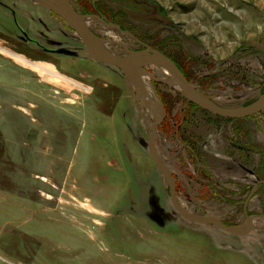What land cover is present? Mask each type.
I'll use <instances>...</instances> for the list:
<instances>
[{
    "label": "rangeland",
    "instance_id": "rangeland-1",
    "mask_svg": "<svg viewBox=\"0 0 264 264\" xmlns=\"http://www.w3.org/2000/svg\"><path fill=\"white\" fill-rule=\"evenodd\" d=\"M70 1L99 36L157 48L220 105L264 93V0ZM84 49L45 1L0 0V264H264V218L235 235L178 212L149 147L163 113L116 66L66 53ZM134 75L166 112L155 147L183 209L246 228L243 185L264 179V110L232 120L260 136L242 166L228 119L215 125L159 65ZM259 192L249 213H264Z\"/></svg>",
    "mask_w": 264,
    "mask_h": 264
},
{
    "label": "water",
    "instance_id": "water-1",
    "mask_svg": "<svg viewBox=\"0 0 264 264\" xmlns=\"http://www.w3.org/2000/svg\"><path fill=\"white\" fill-rule=\"evenodd\" d=\"M49 5V9L56 15L61 17L80 37L81 41L85 45V49L76 52L66 50V53L78 57H90L94 60L116 66L121 70L127 78L133 83L135 88L142 94L140 101L143 104L149 105L151 109L158 108L163 116L154 123L149 129V147L153 160L156 163L158 170L170 181L172 185V201L178 210V212L186 219L194 222L205 223L208 221L215 222L221 229L228 231L235 235L248 234L252 229V217L247 219L246 228L239 229L236 227L228 226L216 216L208 215L204 218H199L194 215L188 214L185 209L179 203L177 197V185L172 174L167 170L161 159L159 158L155 147V133L161 126L166 117L164 107L159 103L158 99L153 96L141 80L137 79L134 75V71L143 66L154 64L165 68L173 77L174 82L179 87L183 96L189 101L202 107L203 109L210 111L222 117L228 118H244L252 116L264 110V93L252 103L239 106V107H227L215 102L209 96L199 91L183 74L177 64L170 59L166 54L157 48L145 45V48L138 51L130 50L124 43L105 40L99 36L93 29H91L87 23L88 19L94 18V15H83L73 6L70 0H43ZM109 26L118 27L112 23H108ZM113 43L122 47L125 54H117L112 52L105 43ZM133 95L136 96L135 92ZM150 101V102H149Z\"/></svg>",
    "mask_w": 264,
    "mask_h": 264
},
{
    "label": "flooded vegetation",
    "instance_id": "flooded-vegetation-1",
    "mask_svg": "<svg viewBox=\"0 0 264 264\" xmlns=\"http://www.w3.org/2000/svg\"><path fill=\"white\" fill-rule=\"evenodd\" d=\"M18 29L22 32V34H23V36H24V38H25V40L27 42H29V41L31 42L32 41V38H30L28 33L25 32V30H23L19 26H18ZM215 116L220 117V120H221L220 123L217 122L216 120H213L214 122H216L215 125H217V126H219V125H221L223 123L222 120H227L228 119V121H229L228 123H230V126H229L228 131H227L228 132V138H227V140H225V142L227 143V148L230 149L229 152H228L230 154V160L233 161V162L235 161V162L241 164L242 166H245L249 162V154H250L251 148L253 146V144L251 142H255V140H258V137H260V136H253L254 137L253 140H250L251 135L249 134V129L248 130L245 129V130H241L240 131V130H234V128H232V120L234 118L222 117V116H219L217 114ZM217 141H216V143H217ZM220 144H218V145H220ZM187 148H191V147L188 146ZM234 151H237V153H236L238 155V156H236L237 159L234 157ZM203 181L206 182L207 179H203ZM263 187H264V179H258L251 186L243 185V190L242 191H244V189H245L246 194H245L244 200L242 201L241 204H242V208H243V210H244V212L246 214L245 215L246 216V219H245V223L246 224H247V219L249 217L253 216L252 221L255 218H264V213H262V214L249 213V209H248L250 202L257 195H259V193H260L259 191ZM248 188H249V190H248ZM227 196L231 197L232 194L229 193V194H227ZM263 197H264V194H263Z\"/></svg>",
    "mask_w": 264,
    "mask_h": 264
},
{
    "label": "bare ground",
    "instance_id": "bare-ground-1",
    "mask_svg": "<svg viewBox=\"0 0 264 264\" xmlns=\"http://www.w3.org/2000/svg\"><path fill=\"white\" fill-rule=\"evenodd\" d=\"M255 115V114H254ZM249 117V116H248ZM43 180H47L46 177H42ZM49 198H51V196L49 195Z\"/></svg>",
    "mask_w": 264,
    "mask_h": 264
},
{
    "label": "trees",
    "instance_id": "trees-1",
    "mask_svg": "<svg viewBox=\"0 0 264 264\" xmlns=\"http://www.w3.org/2000/svg\"><path fill=\"white\" fill-rule=\"evenodd\" d=\"M181 68V67H180ZM183 70V69H182ZM186 74V73H185ZM187 76V75H186Z\"/></svg>",
    "mask_w": 264,
    "mask_h": 264
}]
</instances>
